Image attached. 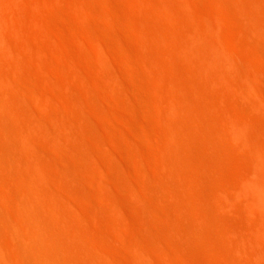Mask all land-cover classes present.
Returning <instances> with one entry per match:
<instances>
[{
	"label": "rangeland",
	"instance_id": "rangeland-1",
	"mask_svg": "<svg viewBox=\"0 0 264 264\" xmlns=\"http://www.w3.org/2000/svg\"><path fill=\"white\" fill-rule=\"evenodd\" d=\"M109 1H114L113 4L117 6L112 4L111 7L112 5L107 3ZM7 2L5 1L4 4ZM18 2H20L18 5L6 4L7 9L17 5V8L13 7L14 11L13 8L9 11L4 9L8 21L4 28L8 32L12 27L4 36L7 35L5 40H8L13 52L8 54L9 56L3 53L4 59L0 57L1 63L3 62V65L0 63V72L3 74L1 77L10 79L15 84L16 99H20L18 101L25 103V106H30L31 109L28 108L30 112H35V117L42 118L48 124H52L53 117L79 121L81 127L77 139H80V142L73 140L74 142L70 143L63 135H60L59 139L60 141L62 139V143L52 138H48L50 139L48 141L45 136L43 140L41 139L43 136H39L38 139L37 135L32 144L34 153L41 155L39 158L37 154V158L40 161L43 180L47 186L49 185L47 188L62 196L67 208L73 205L69 210H73L72 212L78 210L81 216L76 218L82 217L78 221H83L81 225L84 226L86 235L91 237L92 245L97 250L108 253L110 258L117 259L120 264H130L131 256L138 251L140 254L146 253L150 264H230L225 257H222L226 252L225 249L218 257L211 252L205 242L201 226L196 222L194 202L187 196L177 199L160 175L167 172L161 168L160 154L164 146L162 144H165L164 136L167 130L164 124L169 120L173 121L172 116L165 110L166 107H173V104L176 108V103L170 95L171 86L167 85V82H170L167 80L172 81L174 75L168 72L171 71L169 65L165 67L169 62L166 59L176 57L180 60L181 57L182 60L186 56L181 51H178L182 53L181 55H176L177 51H175L173 56L171 48L164 41V34H160L162 37L157 39L150 36L151 34L140 35L141 30L138 29L141 20L145 21L146 17L147 20L152 19L157 22H163L164 18L166 22L169 20H167L168 16L163 15V17L159 12L155 15L153 12L155 9L145 6L139 12L131 0H107V2L105 0H20ZM115 9L120 10L119 15L122 17L116 14ZM109 13L114 15L112 19ZM126 14L129 16L127 19L124 18ZM132 25L135 30L137 29L136 31L130 28ZM176 35L181 38L179 34ZM151 37L157 41H153ZM144 39L147 42L144 43ZM166 41H168L167 35ZM219 45V48L225 49V45ZM28 49L31 51L29 52ZM152 51L154 54H150ZM161 54L165 61L160 58ZM169 54L171 56L167 57L166 55ZM152 58L153 62H151ZM159 61L160 64H157ZM150 63L152 66L148 65ZM157 66L164 69H157ZM111 74L117 76L114 81H119L121 89L118 91L116 89V87L119 89L118 83L110 81L115 76ZM106 77L109 79L107 80ZM161 79L167 82L164 83L160 81ZM197 81L201 88L206 84L204 80ZM223 85L220 87L222 88ZM209 88L202 89L209 90ZM227 88L224 87L222 91L225 92L222 93H220L221 89L217 88L218 91L212 89L213 94L208 93L211 99L208 104L205 102L207 100L200 99L202 96L198 98L200 93L195 92V95L198 101L200 99L204 102V106L212 105L219 112L217 123L245 125L246 121V126L249 127L246 117L251 105L247 104L250 105L249 108L245 105L249 101H244L242 98L245 102L243 104L242 100L238 99L241 97L239 92L234 87ZM231 90L233 93L235 90L238 95H234L236 92L233 94ZM257 91L259 98L256 99L264 106V85L258 87ZM188 94L190 95V92ZM77 98L80 104L75 105L73 100L76 101ZM96 103L103 107L102 110ZM258 111L262 115L259 117L264 120V109ZM83 116L88 118L91 124L86 122L88 119L82 120ZM243 117L244 120L240 122ZM91 125L92 129L94 125V131ZM57 142L64 143L67 147ZM84 144L87 146L85 147L87 154L84 151ZM246 157L247 155L240 149L231 151L232 162L229 166L233 168L226 166V170L222 171V177L211 179L212 190H203V192L213 201L210 206L199 208L204 212L209 210L213 215L212 220L217 227L211 230V236L222 249L229 245L240 246L242 252H234L235 257L240 256L239 258L245 260L246 264H264V214L253 209L243 198L235 196L236 188L244 187L245 177H242V171L238 166L248 164ZM89 160L94 163L90 161L87 166ZM66 171L68 175L70 172H75V176L71 175L73 178L69 179L70 176L65 174ZM10 174L1 170L0 184L9 194H15L18 192L19 184L13 174ZM146 176H149L148 180ZM150 180L152 181L149 185ZM151 184L153 187L155 184L158 185L156 186L158 190H162L161 193L159 191L160 195L156 188L150 187ZM102 194L104 195L101 196ZM218 194L226 195L224 205L218 204ZM0 206L2 210L15 213L13 206L6 202L0 201ZM244 238L247 239V244H244ZM138 240L142 242V246L137 244ZM251 250L256 251L258 257L253 258Z\"/></svg>",
	"mask_w": 264,
	"mask_h": 264
},
{
	"label": "bare ground",
	"instance_id": "bare-ground-1",
	"mask_svg": "<svg viewBox=\"0 0 264 264\" xmlns=\"http://www.w3.org/2000/svg\"><path fill=\"white\" fill-rule=\"evenodd\" d=\"M3 1L4 0H0V57H2L3 53H6L7 56L13 52H11L12 49H10L11 45L8 44V40H5V36L7 38V35L4 36V34H8L12 29V27L11 29L9 28L7 32V29L4 28L6 27L4 25L8 22L4 14V9L8 7L6 4L10 6V3L17 5L20 3L18 2L20 0H15L17 3L13 0H11V2L10 0H8V2L5 0L7 2L6 4H4L5 1ZM105 1L107 2V0ZM178 1H180L181 5L180 3L178 4ZM131 2L135 4L138 11L143 9L144 6L150 7L155 9V11H153L155 15L159 12L162 16L167 15V20L169 19L164 22L163 18V22H157L156 20L152 21V19L147 20L146 17L145 21L144 19L143 21L141 20L138 29V31L141 30L140 35L151 34L150 36L158 39L164 34V41L167 42L169 48H171L170 51H172V55L177 51L175 52L176 55H181V52H183L186 56V58L183 57L184 55L182 56L183 61L181 57L180 60L176 57L169 58L168 56H171L170 52L169 55H166L168 57L166 60L167 62L169 61V64L162 62L166 64V66L162 64L165 67L169 65L168 68H170L171 71L168 72L174 75V77L170 75L173 77L172 81L171 79L167 80L170 82L164 79L160 81L164 83L167 82V85L169 87L171 86L169 88L171 89L170 95L174 99L173 102L176 103V108H174L175 106L173 104V107H166L165 110L166 113L172 116L173 121L169 119L170 122L167 121V123H165L166 121H163L167 130L164 136L165 144H162V146L164 145L163 147L161 146L162 148L160 147L161 168L167 172L166 174L160 175L166 186H168V189L173 192L177 199L187 196L194 202V206L196 207V222L201 226V233L211 252L219 257L222 255L221 251L223 250L224 252L225 249L226 252L223 253L222 257H225L230 264H246L245 260L239 258L240 256H234V252H242L240 246L229 245L222 249L221 245L212 239L211 230L217 227V224L213 223V215L209 213V210L208 212H204L201 211L199 207L211 205L213 200L211 201L206 194L205 196L203 190H212L213 182H211V179L217 176L218 178L222 177L223 169L226 170L225 167L229 166L232 162L231 151L237 148L247 155L248 166L244 164L238 166L242 171V177H245V179L244 187L236 188L235 196L243 198L253 209L264 214V120L262 117H259L261 115L259 114L260 112H257V110L264 109V106L256 99L259 98L257 88H261V86L263 87L264 85V0H131ZM107 3L112 5L114 1H109ZM113 5L117 6V4ZM113 5L111 7H113ZM16 6L13 7L17 8L18 6ZM182 6L185 7L183 8ZM14 8L12 11H14ZM9 9L7 10L9 11ZM116 9V14L119 15L120 10L117 11ZM115 11L111 12L115 13ZM125 13H127V11ZM109 14H111L110 17L112 19L114 16H112L113 13ZM126 15L124 18L126 17L127 19L129 16L128 14ZM115 22L116 21H114V23ZM8 26L10 27V25ZM130 28L132 29L133 25ZM134 28L133 30H135ZM137 33L138 32H136V34ZM165 34L167 35L168 41H166ZM176 34H179L181 38H178ZM153 37H151L152 40ZM177 38L179 40H177ZM154 40L157 41L156 39ZM161 40H163V38ZM145 42H147V40H145L144 43ZM218 43L222 44L219 45ZM218 45H225V49L219 48ZM156 46L158 45L156 44ZM178 51L181 52L178 53ZM151 53H153V51L150 52V54ZM175 54L173 56H175ZM3 55L5 56V54ZM153 58L151 62H153ZM160 58L162 59V54ZM163 60L165 61V59H162V61ZM6 61L8 63V60ZM15 61L17 60H14V62ZM2 63L1 65H3ZM157 64H160V61L159 63L157 62ZM148 65H151V63ZM159 66L161 67V65ZM160 67L157 66V69ZM2 75L3 74L0 72V169L6 172V174H13L14 179H17L19 189L15 194H9L5 187L0 184V201L10 204L15 209V213H12L7 210H2L0 206V264H120L117 259L110 258L108 253L99 251L92 245L91 237L86 235L87 232L84 231V226L82 227L81 225L83 221H78L79 219L81 220L82 217H79V219H77L78 217L76 218V216H81V214H78V210L76 211L75 209V212H72L73 210H69V208H71L70 206L73 208V205L69 204L70 206L67 208L66 202L64 203L65 200L62 196L53 193V190H51L52 192L49 191L47 188L49 185H46L42 177L43 174L41 175V165L40 161H38L41 155L39 156L37 153L39 157L37 158V154L34 153L35 149L33 150V139L37 135L38 139L40 138L39 136H43L41 138L42 140L46 137V140L52 138V140L55 141H60V135H63L70 143L73 140H79L80 142V139H77L79 138V128L81 127L78 123L79 121L74 122L53 117L55 119L53 120L52 118V124H48L42 118L35 117V112L32 113L33 111L30 112L29 110L30 106H25V103L23 104L18 101L20 99H16L17 88L15 84L9 78V80H7V78L2 79ZM113 77V79L110 77V81L113 80L112 83H118L117 86H119V81H114L117 76L115 75ZM166 77L167 76H165V78ZM159 78H162V76H159ZM106 79L108 80L109 78L106 77ZM198 79L204 80L208 85L205 84L202 88L206 89V87H210L211 89L203 90L200 84L197 83L199 82L197 81ZM223 84H229L228 86H231V88L234 87L236 91L239 92V96H241L239 98L237 96V98L242 100L241 102H243V104L245 100L249 101V103L245 104L246 108L247 106L249 108L251 105V108L247 110V117L245 116L250 125L249 127L248 125L246 126V121L245 125L236 123L232 125L229 122L219 124L217 123L220 117L219 112H217L212 105H203V99L204 101L207 100L205 101L207 102L206 104L211 100L209 95L212 89L216 91L221 89L220 93L225 92L222 91V89L224 90V87L227 88L228 86H224ZM221 85H223L222 88L220 87ZM116 89L118 91L121 88L119 86V89L117 87ZM236 91L234 90V93ZM189 92L192 96L188 94ZM195 92L201 94L198 95L196 93L198 98L202 96L200 99H203H199L202 103L198 101ZM193 95L195 96L193 97ZM234 95H238V93L236 92ZM194 98H196L198 102ZM71 99H73V97H71ZM77 100L78 98L76 101L73 100L75 105L80 104L79 100L78 102ZM156 104H158V102ZM96 105L102 110L103 107L101 108L97 103ZM81 113H83V111ZM81 118L82 120L83 118L84 120L88 119L84 116ZM242 120H244V117L240 122H242ZM86 122L90 123L89 119ZM81 130L82 129H80V131ZM92 130L94 131V125ZM95 133L96 132H94V134ZM230 137L232 139L234 138V141H232ZM48 141H50V139H48ZM60 142L62 143V139ZM87 144L86 142V145ZM61 145H64V143ZM86 145L84 146V151H86L87 154ZM34 148H36V146ZM244 158L245 157H243V159ZM88 159L89 157L87 160ZM90 161L92 160L88 161L87 166ZM229 168H233V166H229ZM229 168H227V170ZM74 173L75 172H70V175H68L66 171L65 174L70 177L65 174L64 176L70 179L72 177L71 175H74ZM224 174L226 175V173ZM148 177L146 180H148ZM64 181H66V179H64ZM151 181L152 180L148 182L149 185ZM70 182L69 184L71 185ZM153 185L151 184L150 187L153 189L156 188L159 194L160 189L158 190V187H156L158 185L155 184V187H153ZM101 192L103 193V190ZM161 192L162 190L160 193ZM105 193L107 194V192ZM132 194L134 193L132 192ZM207 194L209 195V193ZM103 195L104 194L101 196ZM217 198L218 204L220 206L224 205L226 195L218 194ZM68 203L69 202H67V205ZM143 203L142 201V205ZM112 205L113 204H111V206ZM115 207L119 208L117 206ZM90 210L92 211L93 209ZM172 232L175 233L174 231ZM243 241L244 244H247V239L244 238ZM137 244L139 246L143 245L139 240ZM139 252L140 251L137 253ZM137 253L133 256L130 254V264H150L146 253ZM251 255L253 258L258 257L256 251L251 250Z\"/></svg>",
	"mask_w": 264,
	"mask_h": 264
}]
</instances>
